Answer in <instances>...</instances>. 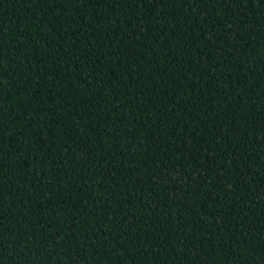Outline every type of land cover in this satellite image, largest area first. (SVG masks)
I'll use <instances>...</instances> for the list:
<instances>
[{
    "label": "trees",
    "instance_id": "trees-1",
    "mask_svg": "<svg viewBox=\"0 0 264 264\" xmlns=\"http://www.w3.org/2000/svg\"><path fill=\"white\" fill-rule=\"evenodd\" d=\"M0 264H264V0H0Z\"/></svg>",
    "mask_w": 264,
    "mask_h": 264
}]
</instances>
